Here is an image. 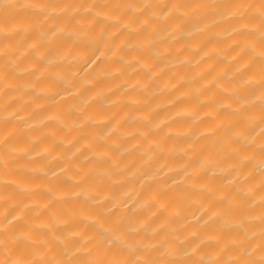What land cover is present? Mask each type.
I'll list each match as a JSON object with an SVG mask.
<instances>
[{
	"label": "clouds",
	"instance_id": "9594fccd",
	"mask_svg": "<svg viewBox=\"0 0 264 264\" xmlns=\"http://www.w3.org/2000/svg\"><path fill=\"white\" fill-rule=\"evenodd\" d=\"M208 2L173 0L164 10L167 0H123L119 12L96 10L88 4L83 7L85 13L92 12L94 17L118 27L107 34L96 60L84 71H78L86 60L71 48L57 52L43 67L40 61L45 60L53 43L64 34L77 39L96 38L90 32L93 21L81 20L70 26L54 19L64 14L74 16L85 0H0V17L14 9L34 13L31 22L24 25L0 23V40L17 32L23 34L20 39L0 46V189L13 183L27 197L9 205L17 211L6 221L8 208H0V264H264V108L256 109V105H264V67L256 64L258 59L264 61V0H231L214 15L208 14ZM197 12L203 22L186 32L185 21ZM123 30L143 35L131 42L127 35L116 39ZM29 36L32 38L28 39ZM184 36L191 41L178 44ZM211 37L222 42L204 47ZM123 49L137 51L125 56ZM100 59L121 63H110L107 70L89 71ZM219 60L227 63L217 66ZM133 63L136 64L133 72L148 74L147 78L141 75L128 83L126 91H138L122 99L133 105L143 102L140 93H148L152 81L165 72L172 70L174 74L185 65H191L194 71L175 81L161 79L162 94L175 92L185 80L189 87L154 104L148 111L124 112L104 135H99L94 129L112 119V114L91 110L90 106L119 85L92 92L86 89L95 88L101 79L123 76ZM209 72L212 75L207 76ZM22 76L24 80L20 79ZM48 77L51 82H41ZM57 83L65 88L57 104L74 98H78V103L32 119L33 112L43 107L36 102L37 98L57 94ZM257 86L258 92L250 95L248 90ZM26 92L34 95L25 96ZM191 96L198 97L195 105L155 119L161 108ZM16 100L21 102L12 107ZM117 102V99L110 101ZM29 103L34 106L25 111L24 106ZM203 105L207 107L201 110ZM72 110L77 113L76 118L68 117ZM224 111L231 114L230 118L221 115ZM178 118H190L191 124L171 127ZM207 120L214 123L211 126L202 123ZM5 121H12V126L5 128ZM21 124L23 127H19ZM257 125L259 128L253 131ZM33 130L42 131L36 135ZM17 132L27 133V141L8 143ZM44 135L51 137L50 141L33 151L32 146ZM168 136L189 137L190 142L166 144ZM209 137L214 138L215 149L202 151ZM69 147L74 150L66 154ZM137 151L142 159H126ZM162 154H166L163 160ZM24 157L30 162L42 161L31 164L29 170L47 177L48 182L12 180L4 175L10 163ZM57 161L62 166L49 172L48 166ZM154 165L151 175L142 183L163 180L182 171L183 175L169 188L184 186L211 194L209 200L194 201L200 208L199 215L207 214L199 227L189 228L191 220L179 227L174 225L173 218L183 215L184 207L172 204L166 209L155 196L142 195L135 184L118 193L112 190L113 185L139 178ZM209 170L210 176L229 179L219 184L202 181V174ZM89 177L93 180L88 181ZM60 178L81 186L76 190L63 187ZM41 191L49 194L47 199L39 197ZM81 196L90 202L89 206L70 214L51 207L57 201ZM3 199L0 196V202ZM248 199L252 203L245 208ZM220 201L223 205L215 206ZM132 205L133 211L153 209L154 205L155 209L133 220L127 231L116 232V238L127 250L125 254L117 256L102 251L98 247L100 230L115 231L109 222L110 213L117 208L126 211ZM30 209L36 212L29 220ZM45 210L48 214L42 215ZM161 210L167 211V219L153 223ZM217 218L222 220L219 229L204 230ZM20 221L27 227L16 231L14 226ZM69 225L72 227L67 231L57 232ZM44 230L49 232L47 239L40 236ZM193 237L196 242L189 243ZM21 242L24 250L17 251ZM85 255L87 262L80 259Z\"/></svg>",
	"mask_w": 264,
	"mask_h": 264
},
{
	"label": "bare ground",
	"instance_id": "6f19581e",
	"mask_svg": "<svg viewBox=\"0 0 264 264\" xmlns=\"http://www.w3.org/2000/svg\"><path fill=\"white\" fill-rule=\"evenodd\" d=\"M123 0H85L84 5L81 7V11L76 13L74 16H69L68 14H64L61 16H57L54 19L57 23H63L68 22L69 25H76L78 21H93L91 24L90 32L92 35L96 38H81L77 39L74 35L71 34H64L57 38V40L53 43L51 48L48 51V54L45 58V60L40 61V66L43 67L47 60L52 58L57 54V52L71 48L74 51L80 52L84 57L86 62L84 64H81L78 67V71H84L88 68V65L91 64L94 60H96V57L98 56L99 52L103 50V46L107 37V34L112 31L114 28L118 27V25H115L111 22L105 21L103 18L100 17H94V14L92 12L85 13L83 11V7H86L88 4H91L92 7L96 10H109L111 9L113 12H119L120 7L122 5ZM173 0H167V4L165 6L164 10H167V7L171 6V3ZM196 0H189V3H195ZM231 3V0H209L208 2V14L214 15L218 14L219 11ZM34 17V13L29 9H19V10H12L7 15L0 17V23L4 24H17V25H24L27 23H30L32 18ZM203 22L202 18L199 15V12L193 13L191 17H189L183 27L186 32L193 31L195 28H197L201 23ZM54 30V29H52ZM21 32H17L13 37L4 36L2 40H0V46H2L5 43L14 42L15 40H18L22 37ZM125 35L128 36L129 42L135 40L138 38V36L143 35V33L137 34V33H127V30H123L119 33V35L116 37V39H120L124 37ZM243 35V34H242ZM32 37L29 36L28 39H31ZM46 39V36L43 37ZM191 38L184 36L181 37V40L177 41L178 44L190 42ZM222 41H217L216 37H211L208 39L204 47H209L214 43H218ZM125 56H131L133 55L137 50L136 49H123L122 50ZM115 64V63H121V61H112L109 62L106 59H100L97 63L94 69H90L89 71H100V70H107V67L109 64ZM227 63L225 60H219L218 65H223ZM257 66L264 67V61L257 60L256 62ZM71 68L72 66H68ZM136 68V64L133 63L131 65H128L125 69V72L123 76L117 77L114 80L109 79H101L96 82L95 88H89L86 89V92H92L98 88H108L113 87L114 85H119V87H116L113 92H111L109 95L102 97L101 99L97 100L93 105L90 106L91 110L99 111L105 114H112V119H110L107 123L98 126L94 129L96 133L99 135H104L109 128L111 127L112 123L115 119H118L124 112L130 111L132 113L136 112H145L148 111L154 104L162 101V100H168L171 99L173 96L178 94L179 91L182 89H185L189 87V84L187 80L183 84L180 85V87L173 93H167L162 94L161 89V79L167 77L171 79L172 81H175L179 79L180 77H188L192 74L194 69L191 67V65H185L179 68L178 71H176L173 74L172 70H169L163 74L161 78H158L157 80H153L149 87L148 93H140V95L143 97V102L139 103L137 105H133L127 102H124L122 99L123 97L131 96L135 92H137V89H128V83L132 80L136 79L137 77H140L141 75L144 76V78H147V73H141L139 71L133 72V69ZM231 70V69H229ZM34 73L31 74L32 77H34ZM212 75L211 72L207 73V76ZM31 78V77H29ZM21 80H24L25 77H20ZM52 78L48 77L45 80L41 81L42 83H49L51 82ZM55 87L57 88V94H54L52 96L48 97H38L37 103L43 104V107L37 109L35 112H33L32 119H38L42 118L45 114H47L50 111L55 110L58 107L67 108L69 103H78V98H74L71 102L65 101L62 105L57 104L56 101L59 98V95H62L65 91L64 85L62 83L55 84ZM260 86L250 88L248 90L250 95H255ZM210 91V90H209ZM27 95H34V93L26 92L25 96ZM113 99H117V103H110ZM198 101V97L191 96V97H184L178 101H176L174 104H172L169 107L161 108L156 114L155 119L164 118L174 111H176L178 108L185 107V106H192L195 105ZM21 101L16 100L11 105L12 107H15L18 105ZM33 104L29 103L24 106V110L28 111L33 108ZM207 107V105L201 106V110H204ZM264 108V105L258 104L256 105V109L260 110ZM221 115L225 118H230L231 114L227 113L226 111L222 112ZM69 118H76L77 113L72 110L68 112ZM203 124L211 126L214 122L211 120L203 121ZM191 124L190 118H178L171 123V127L176 128H183L187 127ZM5 128L12 126V121H5L4 125ZM260 125H257L256 128L253 129V131L257 130ZM19 127H23V124H21ZM49 127H52V125H49ZM42 130H33V134L39 135ZM164 130H161V135H163ZM28 134L23 132H17L15 135L10 137L8 143H24L27 141ZM51 137L44 135L42 136V139L37 144H34L32 146V150L36 151L39 149L41 143H46L50 141ZM190 142L189 137H175V136H168L165 140L166 144H184ZM215 141L214 138L209 137L207 139V142L202 145V151H213L215 149ZM58 148H61L62 146L58 145ZM74 150L73 147L67 148L66 154H71V152ZM166 158V154H162L160 159L163 160ZM126 159H132L133 161H138L139 159H142L140 157L139 152H134L129 154ZM175 159L182 160L183 157H175ZM231 159V157H229ZM33 163H42V161H36V162H30L27 160V157L22 158L19 161L12 162L8 165V168L4 171V175L12 180H22L25 182H48L47 177L42 176L40 174H34L29 170V166ZM89 163H92V161H89ZM62 163L57 161L54 164L48 166L49 172L55 171L58 167H61ZM134 166V165H133ZM155 165L153 168L148 169L143 175H141L139 178H136L132 181H127L123 184L119 185H113L112 190L114 192H120L123 189H125L129 184H135L137 187L140 188V191L142 195L147 196H155L156 199L161 203L165 205V208L167 209L172 204H181L184 207V214L178 217L173 218L172 223L179 227L180 225L185 224L187 221L191 220L192 223L188 225L189 228H197L203 221L207 218V214L199 215L200 208L199 206L194 202L197 200H209L211 199V194H204L199 192L198 189L188 188L184 186H176L174 188H169L168 185L174 184L176 180H178L182 175L183 172H176L169 174L167 177H165L163 180H156V181H148L146 183H142L145 181L147 176H150L152 171L154 170ZM229 179L228 176H210V170L209 172H205L201 176L202 181H211L212 183L219 184L224 183ZM93 180V177H89L88 181ZM59 183L63 187H71L72 190H76L81 185H73L71 181L60 178ZM0 196H3L4 199L2 202H0V208H8V215L4 218L5 221L7 219H10L15 212L17 211V208L9 207L14 202H22L27 197L24 193L20 192V190L16 187L15 184L9 183L5 184L2 189H0ZM49 194L47 192L41 191L39 193V197L41 199H47ZM89 201L84 200V198L77 197L75 199H68L64 201H57L54 203L51 207L53 210H56L58 212L64 213V214H70L80 208L88 207ZM223 201L217 202L215 206H222ZM251 199H248L245 204V208L247 205L251 204ZM135 208V205H132L129 207L126 211H121V209L117 208L114 209L112 213L109 215V222L112 223L115 227L114 232H107L104 230H100L99 232V240L100 243L98 247L102 251H107L110 255H123L127 251L124 244L116 238V232L119 231H127L128 227L130 226L131 222L133 220L142 218L148 214L149 211L155 209V205L153 206V209H140L137 211H133ZM36 212V209H30L27 214V219H31ZM48 212L45 210L42 215H47ZM196 216H199V219H195ZM167 219V211L161 210L158 212V214L153 218V223H160ZM222 220L221 218H217L215 221H213L210 225L206 226L204 230H217L221 227ZM16 231L23 230L27 227V225L23 222H17V224L14 226ZM72 225L67 226L66 228H59L57 229L58 233H62L64 231H67L69 228H71ZM131 235V234H130ZM40 236L42 238L47 239L49 237V232L47 230H44L40 233ZM196 238L193 237V239L189 243H195ZM24 245L23 242L17 245V251H23ZM80 259L84 262H87L88 256H81Z\"/></svg>",
	"mask_w": 264,
	"mask_h": 264
}]
</instances>
